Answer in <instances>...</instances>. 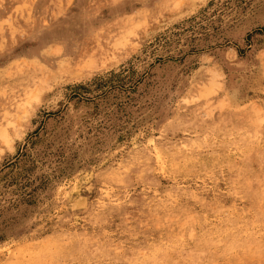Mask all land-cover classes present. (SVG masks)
Listing matches in <instances>:
<instances>
[{
  "label": "rangeland",
  "instance_id": "1",
  "mask_svg": "<svg viewBox=\"0 0 264 264\" xmlns=\"http://www.w3.org/2000/svg\"><path fill=\"white\" fill-rule=\"evenodd\" d=\"M0 135V264H264V0H0Z\"/></svg>",
  "mask_w": 264,
  "mask_h": 264
},
{
  "label": "bare ground",
  "instance_id": "2",
  "mask_svg": "<svg viewBox=\"0 0 264 264\" xmlns=\"http://www.w3.org/2000/svg\"><path fill=\"white\" fill-rule=\"evenodd\" d=\"M86 59V58H85ZM85 63V62H83ZM85 66V65H84ZM256 118V117H255ZM259 126V125H258ZM253 127V126H252ZM4 129V128H3ZM256 133V132H254ZM2 136V135H0ZM4 141V140H3ZM155 211V206L153 205H149V207L147 208V213L152 214ZM182 219L180 220H175V219H166L167 222L171 223V227H175L176 225H179L181 227H191V224L195 221H197L198 225H199V229H200V234L196 237H193V244L198 248H206V246H210V244L216 245L217 241H219V237L220 235H222L223 233H227V228L225 227H231V229L234 228V224L235 221L227 218L224 222H223V227L222 225H217L214 228H211L209 226V224L206 221V218L202 215V216H198L197 218L192 215L189 211L188 212H184ZM258 224L263 225L264 224V214H261L257 217V221ZM179 227V228H181ZM221 227V228H220ZM254 227V226H253ZM252 225L249 222L248 223V227H244V229H242L240 232L237 231L235 233L236 237L239 239L238 236L243 235L244 232L249 231V234L252 233ZM167 228V227H166ZM165 227H163V231L166 232V239L171 240L173 237V235L171 233L168 232V229H166ZM178 228V229H179ZM177 230V229H176ZM177 233V231H176ZM178 235V233H177ZM181 236V235H180ZM179 236V237H180ZM178 238V237H177ZM215 243V244H214ZM221 243V242H220ZM238 243V241H237ZM217 245H219V242L217 243ZM202 251V250H201ZM200 251V252H201ZM198 253H200L199 251H197ZM204 253V251H202ZM201 252V253H202ZM251 253H246L245 256L250 258ZM245 257V258H246ZM247 260V259H246ZM248 261V260H247ZM245 261V262H247ZM248 263V262H247ZM251 264V263H250Z\"/></svg>",
  "mask_w": 264,
  "mask_h": 264
},
{
  "label": "trees",
  "instance_id": "3",
  "mask_svg": "<svg viewBox=\"0 0 264 264\" xmlns=\"http://www.w3.org/2000/svg\"><path fill=\"white\" fill-rule=\"evenodd\" d=\"M123 72L128 73V72H129V69H125V70H123ZM112 77L117 78L118 76H117V75H112ZM110 80H111V78H110ZM110 80H108V81H110ZM108 81L94 82L93 84H94V87H95V88H98V87H100L102 84H106ZM76 89H80V90H82V91H87V90H89L87 86H81V85L76 86ZM75 94L77 95V94H79V92H78V91H75ZM77 96H78V95H77Z\"/></svg>",
  "mask_w": 264,
  "mask_h": 264
}]
</instances>
